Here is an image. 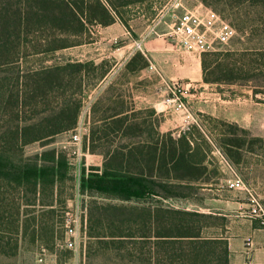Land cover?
Returning <instances> with one entry per match:
<instances>
[{"label": "trees", "instance_id": "1", "mask_svg": "<svg viewBox=\"0 0 264 264\" xmlns=\"http://www.w3.org/2000/svg\"><path fill=\"white\" fill-rule=\"evenodd\" d=\"M156 1L0 0V242L9 234L4 228L9 220L17 223V235L24 234L21 216L27 217L29 207H36L45 192L54 197L57 185L68 177L69 163L60 153L27 156L26 148L74 130L81 101L63 99V94L73 82L82 92L90 79L102 76L101 66L93 63L68 59L44 65L48 60H43L25 68L26 60L80 45L91 27L112 24L114 15L123 20L122 10ZM71 38L80 40L69 43ZM220 55L203 54L206 83H234L235 75L252 72L249 62L254 57L264 58V50L228 52L225 63L218 62ZM10 67L15 73L13 80L6 76ZM207 69H218L228 76L208 80ZM253 69L262 72L264 64ZM136 118L134 114L114 119L110 123L116 127L113 132L122 131V138L129 140L136 137ZM160 124L161 120L157 127ZM158 130L150 149L135 143L118 146L105 154L101 168L92 166L88 173L83 169L82 191L118 200L94 204L89 238L115 251L116 258L134 257L145 262L155 258L156 264H229L227 242L202 237V230L213 225L206 221L212 216L167 208L160 200L148 204L156 197L187 198L181 193L185 184L180 182L195 169L207 171L200 166L208 152H190L185 135L175 139L171 133ZM42 207L53 210L54 202ZM33 223L38 224L36 217ZM17 252L18 245L8 250L0 243L1 254L14 256Z\"/></svg>", "mask_w": 264, "mask_h": 264}, {"label": "rangeland", "instance_id": "2", "mask_svg": "<svg viewBox=\"0 0 264 264\" xmlns=\"http://www.w3.org/2000/svg\"><path fill=\"white\" fill-rule=\"evenodd\" d=\"M205 1L210 5L206 4L204 0H184V4L187 9L203 5L214 10L233 26L237 33L229 44H215L214 51L209 52L221 54L218 62L225 63V55L228 52L264 50V0ZM138 11L146 14V16H151L153 13L150 4L146 3L139 10L136 9L135 12L122 10V18L132 19L134 23L139 24ZM91 29L94 31V28L91 27ZM91 36L96 38L94 35ZM76 40L80 39L71 38L68 42L73 41L72 43H74ZM121 42V38H117L112 45L119 46ZM71 50L74 49L66 48L44 56H30L26 60L27 65H25V68L38 65L43 60H48L44 65L64 63L71 57L69 54ZM249 63L252 72L246 75L243 74L241 77L235 75L237 80L234 83H213L206 89L207 94H201L199 89L194 92L190 89L184 100L187 102L189 100L188 94L192 93L197 94L194 98L211 96L218 99L212 101V106L216 104L225 106V108L223 107L224 112L243 113L245 108L250 107V105L264 109V105H260V103L264 104V71L259 72L253 69L263 65L264 58L254 57ZM12 68L10 67V71L6 76L13 80L15 73ZM205 75L208 80L212 81L228 76L218 69H207ZM83 92V90L82 92L79 90L77 83L73 82L62 98L74 102L81 101L80 116H83L82 123L86 124L87 113L83 115L86 110L83 99L86 97H84L85 93ZM128 93L126 92V95ZM158 94H160L159 89ZM166 95L167 92L162 100ZM125 101V104L121 100L114 101L108 105L107 110L109 114H112L115 110H121L122 108L130 109V111L133 108L135 109L136 112L130 116L136 114L138 120L137 126L133 130L136 137L130 140L122 138V132H113L116 130L113 123L106 128H101V124H97L91 125V136L88 137L82 132L81 142L78 144L72 142V130L59 134L49 141L38 142L26 148L25 154L27 156L42 154L46 151L60 153L69 163V173L68 177L57 185L54 197L45 192L36 203V207H29L28 216H21V220H24L25 223L24 234L21 232L19 235L16 234L17 223L14 224L9 220L4 224L5 231L9 234H6V239L0 243L8 250L18 245V252L14 256H6L0 253V264H34L41 247H45L49 252H60L58 245L65 237L64 221L67 211L77 213L78 209L81 210L83 206H87L88 216H90V210L95 207V203L118 202L100 194L82 191L81 180L83 169L88 173V169L93 166L92 164H94L97 157L101 156L102 160H105V154L113 151L116 146L132 143H135L138 147L148 144L151 147L154 145L159 132L158 129H160V127H157V130H155V123L158 126L161 120L160 116L150 117V109L146 108L148 106L137 104L130 99ZM103 109L106 108L103 107ZM159 109L165 110L163 105L159 106ZM187 109V113L198 112V110L204 109V106H193L187 103ZM173 111L177 112L173 109H167L164 112L171 114ZM104 115L102 107L98 105L93 116L96 120H99ZM37 116V118L42 117V115ZM220 131L218 134L213 135V141L220 149V153H210L206 157V172L195 169L190 176L192 179L203 176V180L212 183H209V185L185 184L181 193L188 197L175 199L176 201L173 202L180 207L188 205L193 209H210L213 213L225 215L223 221L215 217H211L206 221L213 225L231 227V232L242 236L246 245L253 243L254 246H264V137L260 141L261 137H252L243 129L232 126L222 128ZM197 144L208 150L202 141H197ZM88 146L91 148V153L85 151ZM92 153L95 155L94 157H92ZM197 156L196 161L199 159V155ZM101 157L99 160H101ZM176 184H179V182ZM0 192H2L1 189ZM51 202H54L53 210L42 207V204H50ZM132 204L138 203L132 201ZM34 217L37 218L38 224L33 223ZM2 225L0 222V227ZM211 232L215 233L217 231ZM221 232L218 231L219 234ZM88 234V232L85 234L86 239L87 237L89 239ZM89 240L86 244V253L90 258L88 264H117L113 259L116 258L115 251L111 252L105 245H98L93 239ZM61 252L64 255H69L71 251L63 249ZM246 261V264H251L249 259Z\"/></svg>", "mask_w": 264, "mask_h": 264}, {"label": "crops", "instance_id": "3", "mask_svg": "<svg viewBox=\"0 0 264 264\" xmlns=\"http://www.w3.org/2000/svg\"><path fill=\"white\" fill-rule=\"evenodd\" d=\"M168 2L169 0H159L149 3L153 11L151 16H146V14L138 11L139 24L134 23L132 19L123 18L122 20L114 15L112 24L93 26L94 31L90 29V34L85 37L82 44L69 47L74 49L69 52L71 62L93 63L95 67L101 66L102 71L100 78L88 81L83 87L84 97H86L83 99V105L86 106L83 115L87 113V121L86 124H83V116H79L78 125L75 129H80L81 133L84 132L89 137L92 133L91 125L101 124V128H106L114 119L125 115L131 117L130 115L136 112L134 108L132 111L122 108L115 110L112 114H109L107 110L108 105L114 101L121 100L125 104V100L130 99L137 104L148 106L146 108L150 109V117L159 115L161 119L160 129L164 133H171L175 139L185 135L191 144L190 152H208V156L210 153H220V149L213 141V135L221 132L220 129L229 126L243 129L250 136L261 137L262 139L264 137V109L261 107L250 105V107L245 108L243 113L224 112L223 107L225 108V106L220 104V106L218 104L212 106V101L218 99L211 96L194 98L197 94L189 93L187 103L193 106H204V109L188 113L173 111L171 114H166L165 110L159 109V106L163 105L162 98L167 92L164 85L165 81L182 83L186 89V94L190 89L193 92L199 89L201 94H207L206 89L212 85L204 81L201 58L181 50L168 37L167 33L172 22L169 16ZM144 4L134 5L125 10L135 12ZM181 12L179 11V13ZM91 35L96 36V38H92ZM117 38H121L122 42L119 46H113L112 43ZM150 65L157 68L159 74L150 69ZM158 89L160 94H158ZM126 92L129 93L126 95ZM98 105L102 107L105 115L96 120L93 115H95ZM260 105L264 104L260 103ZM103 107L106 109L104 110ZM115 113H121V115L114 116ZM135 122H138L137 118ZM155 130H157L156 123ZM197 141H204L208 150L197 144ZM146 147L150 149L151 145L148 144ZM85 151L91 153L90 146ZM94 156L93 154L92 157ZM100 157H97L96 162L94 161L92 164L94 167L101 168L103 166L104 160L102 157L99 160ZM206 163L207 160L205 159L200 167L207 168ZM190 176L180 183L187 185H209L212 183L203 180V176H198L196 179H192ZM175 199L177 198L156 197L148 204H154L156 200H160L163 206L175 210L198 212L222 221L225 216L213 213L210 209H193L188 205L177 206L173 202ZM77 212H82L81 238L78 240V245L72 250L59 248L60 252H50V259L53 264H88L90 261L86 253V244L90 238L87 237L86 239L85 236L89 228L88 208L83 206V209H78ZM211 231L217 232L212 233ZM218 231L222 232L219 234ZM202 237L211 240H225L229 264H246L247 259L251 261V264H264V246H254L253 243L246 245L242 236L231 232V227L212 225L202 230ZM63 249L71 252L69 255H64L61 252ZM113 259L117 264L119 262L121 264H156L155 258H151L147 262L134 257Z\"/></svg>", "mask_w": 264, "mask_h": 264}, {"label": "built area", "instance_id": "4", "mask_svg": "<svg viewBox=\"0 0 264 264\" xmlns=\"http://www.w3.org/2000/svg\"><path fill=\"white\" fill-rule=\"evenodd\" d=\"M170 18L172 20L167 33L168 37L179 48L192 56L202 58L203 54L214 51L215 44L227 45L235 37L236 30L225 21L217 12L203 5L187 9L184 0H169ZM179 11H182L179 13ZM150 69L158 72L153 65ZM159 74V72H158ZM167 95L163 100L165 110H176L187 113L186 89L180 82L165 81ZM80 129H74L71 135L72 142H81ZM82 212L65 213V237L58 245L60 248L75 249L81 238ZM35 264H53L50 252L41 247L36 256Z\"/></svg>", "mask_w": 264, "mask_h": 264}]
</instances>
